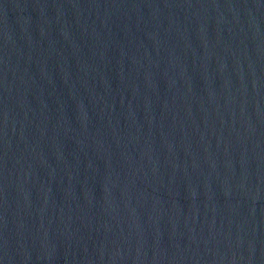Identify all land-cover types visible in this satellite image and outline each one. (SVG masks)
Wrapping results in <instances>:
<instances>
[{
    "label": "water",
    "instance_id": "water-1",
    "mask_svg": "<svg viewBox=\"0 0 264 264\" xmlns=\"http://www.w3.org/2000/svg\"><path fill=\"white\" fill-rule=\"evenodd\" d=\"M0 264H264V0H0Z\"/></svg>",
    "mask_w": 264,
    "mask_h": 264
}]
</instances>
